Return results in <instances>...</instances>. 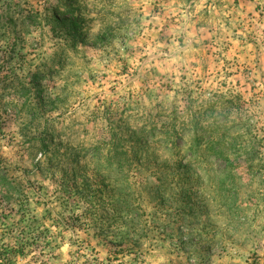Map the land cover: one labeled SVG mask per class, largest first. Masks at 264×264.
<instances>
[{"label":"rangeland","instance_id":"374dc122","mask_svg":"<svg viewBox=\"0 0 264 264\" xmlns=\"http://www.w3.org/2000/svg\"><path fill=\"white\" fill-rule=\"evenodd\" d=\"M221 97L260 140L253 162L191 177L152 142L119 194L92 157L111 127ZM47 133L90 154L51 169ZM0 171L7 264H264V0H0ZM130 207L148 236L119 252Z\"/></svg>","mask_w":264,"mask_h":264},{"label":"trees","instance_id":"16d2710c","mask_svg":"<svg viewBox=\"0 0 264 264\" xmlns=\"http://www.w3.org/2000/svg\"><path fill=\"white\" fill-rule=\"evenodd\" d=\"M21 89L25 91L29 87L23 84ZM193 102V100L190 101L184 107H174L170 113L166 114L168 121L158 119L152 123L146 122L140 130L130 134V137L120 129L111 127L107 133H104L105 136L92 143V157L98 159V166H102L105 170L116 169L115 171L118 172L119 194L124 181L131 177L129 172L133 169L135 160L140 162V159L154 148L150 145L152 142L162 151L172 152L175 156L183 154L182 158L175 160L176 168L184 169L191 177L197 171L205 172L204 167L208 159L225 161L231 167L243 160L253 162L260 140L250 124L244 125L243 115L238 111L233 112L232 107L235 108V106L228 105L230 100L221 97L220 100L210 99L196 104ZM218 104H221L222 113L217 111ZM37 124L38 130L48 128V125L41 127L42 119L38 120ZM240 128L244 131H240ZM130 130L132 129H128V132ZM36 141L39 142V152L42 155L40 162H48L51 169L64 163L63 157L66 155L73 162V169L79 168L80 160L84 155L88 156L91 150V147L86 149L81 147L61 152L60 148L53 143V136L50 133H47L46 137L42 135L36 138ZM130 147L137 149L134 151ZM70 156L75 157L71 159ZM8 173V171H0V184H11ZM13 180L17 181L15 178ZM122 222L125 237L121 234V240L117 243L114 240L113 243L119 246L116 249L119 252L126 250L133 252L132 250L135 249L130 247L142 244L143 239L148 236L144 229V222L147 221L143 214H139L136 209L130 207L124 214ZM34 237L37 239L36 237L40 238V235ZM4 252L8 251L0 250V264L3 262L7 264L11 260V253L3 255Z\"/></svg>","mask_w":264,"mask_h":264}]
</instances>
